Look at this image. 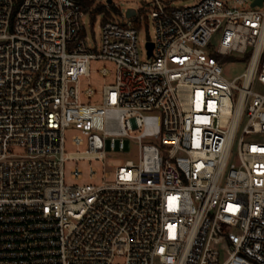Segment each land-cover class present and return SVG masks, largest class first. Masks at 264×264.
Instances as JSON below:
<instances>
[{
  "label": "built area",
  "instance_id": "built-area-1",
  "mask_svg": "<svg viewBox=\"0 0 264 264\" xmlns=\"http://www.w3.org/2000/svg\"><path fill=\"white\" fill-rule=\"evenodd\" d=\"M86 1L0 0V264H264V6L150 0L142 61L148 18ZM98 6L100 50L84 22ZM226 57L246 62L233 80ZM93 59L115 64L99 105L80 89ZM70 127L136 159L112 183L69 185L67 160L104 155L66 153Z\"/></svg>",
  "mask_w": 264,
  "mask_h": 264
},
{
  "label": "rangeland",
  "instance_id": "rangeland-1",
  "mask_svg": "<svg viewBox=\"0 0 264 264\" xmlns=\"http://www.w3.org/2000/svg\"><path fill=\"white\" fill-rule=\"evenodd\" d=\"M168 1L173 7H181L185 5H191L198 0H164ZM225 1V0H222ZM254 0H247L244 7H250ZM235 0H229V5H233ZM118 10L113 6L108 7L111 15L118 21H123V15L126 16L129 9L141 12L148 19L141 25L139 32L138 48L140 52V58L142 61H147L146 43L147 41H153L155 38V26L152 18L150 17V9L152 2L150 0H114ZM105 4V2H104ZM264 9V8H263ZM101 9L100 11H102ZM99 11V12H100ZM95 18L92 20L89 16L84 18L86 36L89 45L92 48L100 50L101 36H102V23L105 17V12L94 14ZM220 33H217L212 40V50H215L219 45ZM107 68L110 71L108 76H103L100 70ZM246 68V62L233 60L230 58L224 59L223 72L224 76L233 80L241 75ZM115 80V64L105 59H93L91 61L90 73L86 77H82L80 80V89L84 93L89 87L95 92V95L91 98L82 95L83 103H91L93 105H99L102 103V90L105 84H112ZM81 135L83 138V144L75 145L73 143V137ZM93 142V143H91ZM89 150L92 153H104L100 158L89 159H70L65 162V182L69 185H95L100 186L104 183H112L113 175L112 170L116 166L122 164L126 160L136 159V151H132L129 154L110 153L106 151L105 140L101 132L93 131L90 135L86 136L81 131L70 127L65 132V152L77 153ZM78 167L82 171V177L80 179H74L71 177V171L73 168ZM93 168L96 171V176L90 178V170ZM110 172V177H105V173Z\"/></svg>",
  "mask_w": 264,
  "mask_h": 264
},
{
  "label": "trees",
  "instance_id": "trees-1",
  "mask_svg": "<svg viewBox=\"0 0 264 264\" xmlns=\"http://www.w3.org/2000/svg\"><path fill=\"white\" fill-rule=\"evenodd\" d=\"M17 1V3L19 4V3H21L23 0H16ZM78 2H79V4L81 5V6H83L84 8H90L92 5H93V3L92 2H90V1H86V0H78ZM101 9H103L101 6H98V7H96V8H94L93 9V12H92V14H91V18H92V20L95 18L94 16V14H98V13H100L101 11ZM100 11V12H99ZM249 56H250V54H247L246 56H245V58H244V60L246 61V60H248V58H249ZM227 58H230V59H233V60H235V58H233V57H226L225 59H227Z\"/></svg>",
  "mask_w": 264,
  "mask_h": 264
},
{
  "label": "water",
  "instance_id": "water-1",
  "mask_svg": "<svg viewBox=\"0 0 264 264\" xmlns=\"http://www.w3.org/2000/svg\"><path fill=\"white\" fill-rule=\"evenodd\" d=\"M109 3H111V0H108ZM264 6V0H254L251 3V7H263ZM135 15V10L133 9H129L127 12V16L128 17H133ZM147 47L149 49V55H151L152 50H153V44L152 43H148Z\"/></svg>",
  "mask_w": 264,
  "mask_h": 264
}]
</instances>
